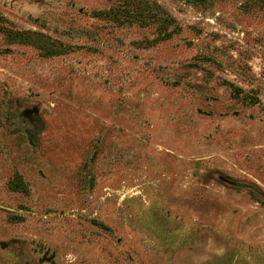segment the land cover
Segmentation results:
<instances>
[{
    "label": "rangeland",
    "instance_id": "1",
    "mask_svg": "<svg viewBox=\"0 0 264 264\" xmlns=\"http://www.w3.org/2000/svg\"><path fill=\"white\" fill-rule=\"evenodd\" d=\"M0 264H264V0H0Z\"/></svg>",
    "mask_w": 264,
    "mask_h": 264
},
{
    "label": "trees",
    "instance_id": "2",
    "mask_svg": "<svg viewBox=\"0 0 264 264\" xmlns=\"http://www.w3.org/2000/svg\"><path fill=\"white\" fill-rule=\"evenodd\" d=\"M187 1H192V0H187Z\"/></svg>",
    "mask_w": 264,
    "mask_h": 264
}]
</instances>
